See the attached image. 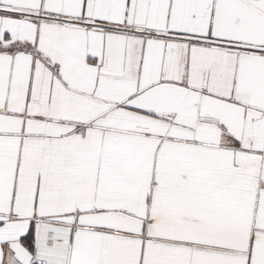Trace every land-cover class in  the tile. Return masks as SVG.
Returning a JSON list of instances; mask_svg holds the SVG:
<instances>
[{
	"label": "snow or ice",
	"instance_id": "obj_1",
	"mask_svg": "<svg viewBox=\"0 0 264 264\" xmlns=\"http://www.w3.org/2000/svg\"><path fill=\"white\" fill-rule=\"evenodd\" d=\"M0 264H264V0H0Z\"/></svg>",
	"mask_w": 264,
	"mask_h": 264
}]
</instances>
